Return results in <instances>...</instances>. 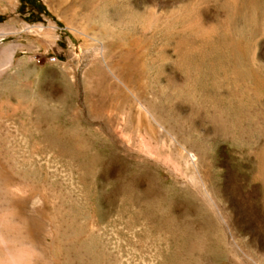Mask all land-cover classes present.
Segmentation results:
<instances>
[{"label": "rangeland", "instance_id": "obj_1", "mask_svg": "<svg viewBox=\"0 0 264 264\" xmlns=\"http://www.w3.org/2000/svg\"><path fill=\"white\" fill-rule=\"evenodd\" d=\"M39 1L0 0V192L47 264H264V0Z\"/></svg>", "mask_w": 264, "mask_h": 264}, {"label": "clouds", "instance_id": "obj_2", "mask_svg": "<svg viewBox=\"0 0 264 264\" xmlns=\"http://www.w3.org/2000/svg\"><path fill=\"white\" fill-rule=\"evenodd\" d=\"M0 264H47L17 203L0 192Z\"/></svg>", "mask_w": 264, "mask_h": 264}, {"label": "bare ground", "instance_id": "obj_3", "mask_svg": "<svg viewBox=\"0 0 264 264\" xmlns=\"http://www.w3.org/2000/svg\"><path fill=\"white\" fill-rule=\"evenodd\" d=\"M25 27L29 28V26H25ZM16 31L17 29H15L14 27H9L6 25L0 26V37L8 35V34H12ZM14 53H15V46H12L10 44H7L0 49V73L2 70L7 69L12 64ZM5 191L7 195L12 196V197H18L19 195L22 194L21 190L18 188L16 189L6 188ZM55 227L54 228L57 230V232H61V231L65 232V235H66L65 244L67 246H70L74 243V240L76 237L74 236V233H73V220L72 219H70L69 217H65L64 219L57 221V224Z\"/></svg>", "mask_w": 264, "mask_h": 264}, {"label": "trees", "instance_id": "obj_4", "mask_svg": "<svg viewBox=\"0 0 264 264\" xmlns=\"http://www.w3.org/2000/svg\"><path fill=\"white\" fill-rule=\"evenodd\" d=\"M18 12L20 14H22V15H25L27 13L28 14H32V13H37V14L47 13L44 5L39 0H35V2L33 0H30V1H28V0L27 1L20 0V5L18 7Z\"/></svg>", "mask_w": 264, "mask_h": 264}, {"label": "flooded vegetation", "instance_id": "obj_5", "mask_svg": "<svg viewBox=\"0 0 264 264\" xmlns=\"http://www.w3.org/2000/svg\"><path fill=\"white\" fill-rule=\"evenodd\" d=\"M23 1H27V0H23ZM28 1H30V0H28ZM34 2H35V0H33Z\"/></svg>", "mask_w": 264, "mask_h": 264}]
</instances>
